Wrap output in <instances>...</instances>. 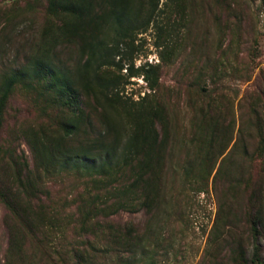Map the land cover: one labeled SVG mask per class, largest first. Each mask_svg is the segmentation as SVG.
Masks as SVG:
<instances>
[{"label":"rangeland","instance_id":"rangeland-1","mask_svg":"<svg viewBox=\"0 0 264 264\" xmlns=\"http://www.w3.org/2000/svg\"><path fill=\"white\" fill-rule=\"evenodd\" d=\"M116 2L130 15L122 28L110 22V0H0V84L18 73L0 114V191L12 189L8 196L17 210L0 194V264H78L71 259L75 247L86 249L83 264H123L117 252L103 253V241L90 226L144 222L141 213L106 220L92 209L116 185L114 169L64 168L53 155L65 141L63 124L72 113L49 88V72L37 74L43 60L57 75L74 76L85 93L92 131L89 139L80 134L69 145L88 144L104 132L110 142L124 130L130 142L142 127V111L161 112L164 197L150 213L162 220L155 226L158 243L150 246L154 264H249L255 251L264 257V200L255 204L256 235L247 211L250 175L256 179L263 160L256 154L260 139L248 104L264 89V0ZM92 38L115 46L114 58L123 67L95 70L94 63L86 64L90 50L84 43ZM206 94L221 97L227 109L230 100L234 111L232 126L230 108L221 118L229 126L227 138L233 129L227 150L237 143L231 176L222 175L215 186L223 155L214 164L204 162L213 169L205 179L192 177L189 184L183 174L197 153L196 111ZM259 179L264 185V175Z\"/></svg>","mask_w":264,"mask_h":264},{"label":"trees","instance_id":"trees-1","mask_svg":"<svg viewBox=\"0 0 264 264\" xmlns=\"http://www.w3.org/2000/svg\"><path fill=\"white\" fill-rule=\"evenodd\" d=\"M116 0H110L111 7L109 8L110 22L114 27L122 28L124 23L127 22L130 16L127 10V6L121 3L117 9L115 4ZM116 8V9H115ZM86 25L90 26V22ZM80 26V25H79ZM90 29V28H89ZM85 47L90 50V58L86 64L94 63L95 70H98L104 66L114 65L118 68H122L123 64L116 61L114 58L115 46H109L99 38H92L87 41ZM83 45V46H84ZM51 62L40 61L37 65L36 71L40 76L42 71H48L51 76L52 83H49V88H53L60 94L64 100L72 117L68 122L63 124V130L65 135V141L57 144L53 155L57 157L61 165L65 168H72L74 170L81 171H94L97 168L106 169L105 173L114 169L116 176V185L111 186L108 191L109 196H105L103 200L96 205L93 203L92 209L100 211L104 219L108 220L111 215H117L124 213H141L144 217V222H138L136 224L128 222L124 224H118L116 226L112 222L105 221L99 225L92 224L90 230L93 236L101 238L103 241L102 246H105L103 253L106 255L110 252H117L119 261L123 264H154V257L150 246H156L158 240L154 237L159 235L155 231V226L158 220L162 222L159 215H150L154 209H157V203L160 197L163 195V187L159 183V174L161 172V158L163 140L160 138L157 125L161 123L160 111L153 108L150 111H142L141 116L144 118L142 127L138 134L130 140L126 141V136L118 133L117 140L110 142L106 141V135L108 132L100 133L98 137L88 140V144L69 145L68 141H71L75 136L83 134L89 139L90 132L92 131V121H90V114L86 112L87 104L85 102V93L82 92V88L78 85V81L74 76L68 74V72L59 71L58 75L50 67ZM48 64V65H46ZM97 74L94 71L93 75ZM99 78V77H98ZM18 80V73L13 72L5 76L0 84V114L5 106L6 98L8 97L12 87ZM103 85V80L101 81ZM216 94V91H213ZM255 98H252L248 106H250V113L253 118V127L260 139L258 145L257 155H263V160L260 161V170H257L256 179L251 180L249 199L250 205L247 207L249 224L255 235L257 234V219H256V203L264 200V185L261 183L259 177L264 175V89L254 92ZM220 95V94H219ZM211 94H206L203 100L200 101L197 107V115L200 116V123L197 124L199 131L198 136L195 135L197 140V153L194 155L192 162L185 166L183 174L187 183L191 184L190 178L200 177L207 178L213 169L204 168L203 164L206 161H212L213 164L220 156L223 158L220 164L216 168V172L213 178L214 186L221 176L230 177L229 163H232L231 153L236 146L230 147L227 150L230 140L232 139V132L230 131V137L227 138L229 126L221 124V118L224 113L230 112L231 126L234 124L232 118L234 116L233 102L229 100L228 109L226 105L222 103L221 97L214 96L211 98ZM246 98V97H245ZM211 99V100H209ZM232 108V109H231ZM149 117L151 120H148ZM246 125V123H245ZM244 125V126H245ZM238 137L242 135L244 131L238 129ZM124 141V142H123ZM237 141V140H236ZM235 141V142H236ZM67 142V143H66ZM128 142V144H127ZM123 143V144H122ZM120 150L117 156V151ZM56 152V153H55ZM246 155H248L246 152ZM204 154V155H203ZM118 159V165H117ZM212 164V166H213ZM211 166V167H212ZM196 173L195 172V168ZM245 169V168H244ZM247 174V173H246ZM240 179V177L238 178ZM259 183H256V180ZM26 186L23 187L25 189ZM202 190V189H201ZM25 189V193H27ZM12 189H7V193L0 191V194H4L2 197L4 203L13 211L17 212L14 206V199L8 196ZM24 208L21 207V211ZM91 209V208H90ZM91 209V210H92ZM150 218V221H149ZM148 219V222L147 220ZM87 220V218H86ZM45 223L42 224V227ZM214 231V228H213ZM212 231V234H213ZM256 237V236H255ZM167 243L166 246L170 245ZM91 249L94 246L93 241L89 240L86 244ZM85 250L82 253L75 247L70 249L71 259L78 261V264H83L85 260ZM94 250V249H93ZM80 253V254H79ZM92 258L91 254L89 260ZM149 260L148 263H144ZM249 264H264V257L260 256L256 251L253 252Z\"/></svg>","mask_w":264,"mask_h":264}]
</instances>
